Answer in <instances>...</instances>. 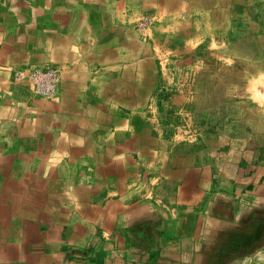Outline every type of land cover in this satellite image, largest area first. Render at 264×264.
<instances>
[{
    "label": "crops",
    "instance_id": "0c3cea01",
    "mask_svg": "<svg viewBox=\"0 0 264 264\" xmlns=\"http://www.w3.org/2000/svg\"><path fill=\"white\" fill-rule=\"evenodd\" d=\"M258 68L264 0H0V264H260Z\"/></svg>",
    "mask_w": 264,
    "mask_h": 264
},
{
    "label": "clouds",
    "instance_id": "9594fccd",
    "mask_svg": "<svg viewBox=\"0 0 264 264\" xmlns=\"http://www.w3.org/2000/svg\"><path fill=\"white\" fill-rule=\"evenodd\" d=\"M230 63V62H229ZM242 91L243 96L252 104L257 105L261 110H264V68H258L254 72H245L243 76ZM240 84H233L229 88V93H236L240 91ZM61 138L65 143L71 145L76 144L82 146L84 140L82 138H73L67 132L60 133ZM68 152L54 151L51 156L53 162H59L67 157ZM253 255L258 259L260 264H264V248L258 249Z\"/></svg>",
    "mask_w": 264,
    "mask_h": 264
},
{
    "label": "built area",
    "instance_id": "2783aa9c",
    "mask_svg": "<svg viewBox=\"0 0 264 264\" xmlns=\"http://www.w3.org/2000/svg\"><path fill=\"white\" fill-rule=\"evenodd\" d=\"M144 22L139 24L143 28ZM16 80H27L37 96L51 99L56 94L58 72L54 68H34L25 71L14 72Z\"/></svg>",
    "mask_w": 264,
    "mask_h": 264
}]
</instances>
